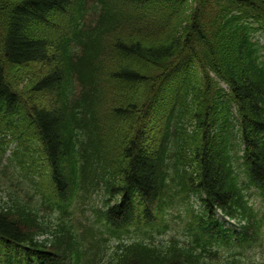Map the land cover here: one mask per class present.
<instances>
[{
  "label": "trees",
  "instance_id": "trees-1",
  "mask_svg": "<svg viewBox=\"0 0 264 264\" xmlns=\"http://www.w3.org/2000/svg\"><path fill=\"white\" fill-rule=\"evenodd\" d=\"M263 37L264 0H0V126L41 152L55 195L8 186L0 262L256 264ZM95 193L94 240L70 218Z\"/></svg>",
  "mask_w": 264,
  "mask_h": 264
},
{
  "label": "rangeland",
  "instance_id": "rangeland-1",
  "mask_svg": "<svg viewBox=\"0 0 264 264\" xmlns=\"http://www.w3.org/2000/svg\"><path fill=\"white\" fill-rule=\"evenodd\" d=\"M150 124H148L147 126H146V128L145 129H149L150 128ZM6 147L8 148V149H10L12 152H14V151H20V150H22L23 149V143L21 144V145H19L18 146V143L16 142V138L15 137H13V136H11V138H6ZM14 153H12V155H13ZM11 164V163H10ZM10 164H8L9 166H7V169H8V172L7 173H9V172H12V173H14V171H15V167H17V163L16 162H14V163H12L13 165H11L10 166ZM1 165V168L3 169V168H5V165H6V163L4 162V161H2V163L0 164ZM15 166V167H14ZM23 168V167H22ZM35 168L33 167V164H32V161H31V159H28V164H27V170H28V174H29V176L31 177L32 176V171L34 170ZM23 172H26L25 170H23ZM5 177V175L3 174V172H1L0 173V183H2L4 186V188H6V184L8 183V180L6 179V178H4ZM10 178H11V180L13 179V180H15V177H13V176H10ZM4 194V193H3ZM262 251V257L264 258V249L263 250H261Z\"/></svg>",
  "mask_w": 264,
  "mask_h": 264
}]
</instances>
